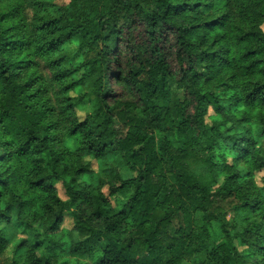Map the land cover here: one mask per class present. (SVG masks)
I'll return each mask as SVG.
<instances>
[{"label": "clouds", "instance_id": "clouds-1", "mask_svg": "<svg viewBox=\"0 0 264 264\" xmlns=\"http://www.w3.org/2000/svg\"><path fill=\"white\" fill-rule=\"evenodd\" d=\"M0 264H264V0H0Z\"/></svg>", "mask_w": 264, "mask_h": 264}]
</instances>
